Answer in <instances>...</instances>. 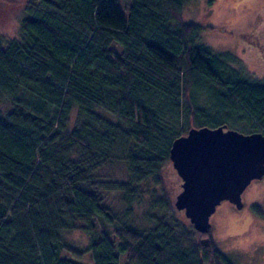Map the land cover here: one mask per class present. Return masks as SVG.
Segmentation results:
<instances>
[{"label": "trees", "instance_id": "1", "mask_svg": "<svg viewBox=\"0 0 264 264\" xmlns=\"http://www.w3.org/2000/svg\"><path fill=\"white\" fill-rule=\"evenodd\" d=\"M186 1L28 0L0 37V264H238L175 207L170 148L192 127L264 134V77L199 42Z\"/></svg>", "mask_w": 264, "mask_h": 264}, {"label": "rangeland", "instance_id": "2", "mask_svg": "<svg viewBox=\"0 0 264 264\" xmlns=\"http://www.w3.org/2000/svg\"><path fill=\"white\" fill-rule=\"evenodd\" d=\"M27 1L0 0V37L4 41L19 37ZM182 17L205 26L198 33L199 42L215 52L234 55L252 79L264 77V0H187ZM98 173L103 179L125 178L123 164L105 166ZM102 195L111 212L116 216L123 213L124 204L118 192L104 191ZM241 199L240 208L226 199L217 204L209 217L211 234L216 245L238 264H264V174L250 181ZM143 210L142 203L133 204L129 220L142 224ZM66 236L77 245L87 242L82 229H74ZM74 259L93 264L89 252ZM119 259L123 264L124 254L120 253Z\"/></svg>", "mask_w": 264, "mask_h": 264}, {"label": "water", "instance_id": "3", "mask_svg": "<svg viewBox=\"0 0 264 264\" xmlns=\"http://www.w3.org/2000/svg\"><path fill=\"white\" fill-rule=\"evenodd\" d=\"M170 159L181 178L174 205L204 231L221 200L240 208L244 188L264 174V134L223 126L192 127L172 141Z\"/></svg>", "mask_w": 264, "mask_h": 264}, {"label": "flooded vegetation", "instance_id": "4", "mask_svg": "<svg viewBox=\"0 0 264 264\" xmlns=\"http://www.w3.org/2000/svg\"><path fill=\"white\" fill-rule=\"evenodd\" d=\"M233 204V203H232Z\"/></svg>", "mask_w": 264, "mask_h": 264}]
</instances>
